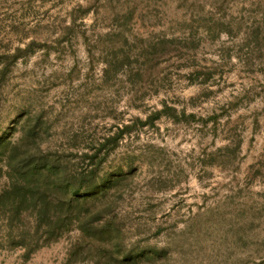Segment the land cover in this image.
<instances>
[{"label":"rangeland","instance_id":"1","mask_svg":"<svg viewBox=\"0 0 264 264\" xmlns=\"http://www.w3.org/2000/svg\"><path fill=\"white\" fill-rule=\"evenodd\" d=\"M165 106L193 117L134 124L102 165L125 244L161 254L137 264H264V0H0V133L38 116L44 148L85 152ZM77 236L0 264H63Z\"/></svg>","mask_w":264,"mask_h":264},{"label":"trees","instance_id":"2","mask_svg":"<svg viewBox=\"0 0 264 264\" xmlns=\"http://www.w3.org/2000/svg\"><path fill=\"white\" fill-rule=\"evenodd\" d=\"M34 45V41L29 42L11 58L32 52ZM174 112L165 106L144 121L118 128L113 136L85 152L44 148L45 128L38 116L22 127L16 139L0 133V178L6 177L0 187V250L20 249L23 259H28L39 248L76 230L78 236L63 264L75 262L80 255L91 264L155 260L161 254L154 249L125 244L115 201L106 197L124 174L120 168L105 171L102 165L118 138L134 124H152L161 115L174 120L193 117Z\"/></svg>","mask_w":264,"mask_h":264}]
</instances>
